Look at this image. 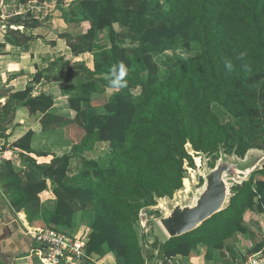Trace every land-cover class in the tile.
<instances>
[{
	"label": "trees",
	"instance_id": "obj_1",
	"mask_svg": "<svg viewBox=\"0 0 264 264\" xmlns=\"http://www.w3.org/2000/svg\"><path fill=\"white\" fill-rule=\"evenodd\" d=\"M63 4L57 0L58 7ZM64 15L77 32L62 37L74 55L91 53L93 68L64 58L53 61L24 90L9 96L0 109V125L23 104L32 114L43 113L44 130L62 127L71 151L38 163L26 154L44 155L32 148V130L10 144L21 150L25 168L17 169L12 160L0 163V195L9 214L23 212L30 225L42 221L58 231L71 229L75 217L79 221L91 214L86 257L63 264H94L95 255L106 253L116 264H168L190 257L202 245L207 260L216 254L226 257L224 250H232L228 242L250 231L245 212L256 208L264 214V163L243 183L232 184L225 209L192 231L155 240L149 257L136 226L143 209L183 189L185 163L195 166L187 145L197 155L209 156L210 168L222 153L243 159L251 149L264 151V135L256 132L264 110V0H72ZM40 23L30 12L10 16L11 27L0 49L8 43L25 45L34 36L21 34L20 27ZM100 32L106 33L109 45L100 42ZM180 50L187 54H177ZM193 51L198 54L189 53ZM241 52L247 55L238 60ZM165 53L170 55L162 69L155 56ZM225 60L232 61V71L225 68ZM121 62L129 70L127 87L114 89L106 77ZM54 68L59 71L52 73ZM44 77L76 79L69 97L71 114L52 112L51 96L31 95ZM135 89L140 91L135 94ZM94 95L102 100L95 102ZM227 116L248 120L254 129L241 136L238 145L234 134L239 126ZM101 143L109 147L106 164L86 157ZM76 158L78 171L71 177ZM49 182L55 197L42 202L40 194ZM31 242L33 249L36 243ZM262 251L264 236L244 259Z\"/></svg>",
	"mask_w": 264,
	"mask_h": 264
},
{
	"label": "crops",
	"instance_id": "obj_2",
	"mask_svg": "<svg viewBox=\"0 0 264 264\" xmlns=\"http://www.w3.org/2000/svg\"><path fill=\"white\" fill-rule=\"evenodd\" d=\"M63 3V7H58L57 0H44L43 2L33 0L25 4L21 3L20 0H0V15H2V19H0V43H4L7 30L11 27L9 24L10 16L30 12L33 18L41 21L40 25L34 28L20 27L21 34L33 35L34 39L23 46L8 43L0 49V109L6 104L12 93L24 90L39 71L45 72L50 64L57 59L64 58L72 63H84L87 67L93 68V55L89 52L74 55L66 39L62 37L64 33L74 35L77 32V29L68 23L64 15L65 10L72 4V0H63ZM58 71L57 68H54L52 73ZM75 84L76 79L52 81L44 77L41 82L33 86L31 95L36 97L45 94L53 97L54 105L51 111L58 115L68 116L71 114L69 97L73 94L72 87ZM96 96H93L95 102L102 100ZM97 110L102 112L103 108L97 105ZM42 118L43 113L41 112L32 114L25 105L16 106L12 119L11 117L7 118L1 125L0 134L3 133V136L0 135V163L7 159L12 160L17 169L25 168L21 150L11 149L9 146L29 130L34 132L32 148L44 155L26 154L36 159L38 163H50L53 154L63 155L71 151V143L65 139L63 128L56 127L44 130ZM101 145L107 144H98L96 148ZM73 174L75 173L70 175ZM54 197L52 185L49 182L48 189L40 194V198L42 202H45ZM244 218L250 227V231L246 234H238L235 240L228 242V246L232 250L227 248L224 250L226 257L221 259L219 254H216L214 260H207L205 258L206 247L202 245L190 257L185 259L179 257L168 264L237 263L240 261L239 255L247 256L246 252L264 236V214L253 208L245 212ZM26 227L41 226L30 225L23 212L12 217L5 208L3 196L0 195V264H43L37 248L31 249L32 242L25 232ZM80 227L82 228V226ZM87 230L90 232L89 228ZM29 249L31 250L28 251ZM92 262L94 264H116L111 253H106L103 257L95 255ZM157 262L161 264V261ZM150 264L156 263L151 261Z\"/></svg>",
	"mask_w": 264,
	"mask_h": 264
},
{
	"label": "water",
	"instance_id": "obj_3",
	"mask_svg": "<svg viewBox=\"0 0 264 264\" xmlns=\"http://www.w3.org/2000/svg\"><path fill=\"white\" fill-rule=\"evenodd\" d=\"M244 159L222 153L215 167L203 173L202 188L190 187L175 200L169 197L158 199L164 209L159 223L166 235L174 237L192 231L225 209L230 201L232 181L241 184L262 167L259 162L251 164Z\"/></svg>",
	"mask_w": 264,
	"mask_h": 264
},
{
	"label": "rangeland",
	"instance_id": "obj_4",
	"mask_svg": "<svg viewBox=\"0 0 264 264\" xmlns=\"http://www.w3.org/2000/svg\"><path fill=\"white\" fill-rule=\"evenodd\" d=\"M75 7H77V9H78V5H76ZM86 27H87V25L83 24L81 26V29L85 30ZM75 35H76V33H74L73 36H75ZM106 37H107V35L104 32H101L98 35V39L100 40V42L102 44L109 45L110 42L108 40V37L107 38ZM189 53L192 55L198 54L197 51H193V52H189ZM177 54L186 55L187 53H186V51L180 50V52ZM167 55H170V54L165 53L163 55L155 56V60L158 62L160 68H162V69L165 67L164 64L162 63V61L164 60V58ZM163 71H162V73H163ZM257 90H258V88H257ZM139 91H140V89H135L134 93L137 94ZM111 92H112L111 89H109L107 91V93H109V94H111ZM255 104L260 109L263 108V104L259 99H255ZM222 117L224 118V116H222ZM225 119L231 120L232 122H234L235 124H237L239 126L237 128V130L235 131V134H234L236 145H238L241 142V140H240L241 136H243L246 133L248 134L249 132L254 130V129H252V124L248 120L240 121V120L233 119L229 116H227ZM257 121H258V123H259L258 125L260 127L256 130V132L258 134L262 133L264 135V110L262 111L260 118ZM257 121H255V122H257ZM187 148L193 156L195 166L190 167V166H188L187 162L185 163L186 177L190 180V185H191L190 187L198 190V189L203 187V186H201V182H202V178H203L202 176H203V173L207 169L210 168L209 162H211V158L209 156L202 155V154L197 155L193 151V149L191 148L190 145H187ZM108 152H109V147L107 145H101L100 147L98 146L94 151L86 153V157L96 159L101 164H106L108 162V157H107ZM233 158L236 159V157H233ZM244 160L249 161L251 164L259 162L260 163L259 167H261L263 165V162H264V151L260 150V149H251L248 151ZM41 164H43V163H41ZM78 164L79 163H78L77 159L73 160L72 168L70 170V174L78 171L77 170ZM232 184H233V181H232ZM186 189H188V188H186L184 185L182 190L176 192V194L174 195L172 200H175V197H178V196H180V194H183L186 191ZM161 203L162 202L159 201L156 206L143 209L141 211V214H140V220L138 221L137 226H136L139 235L142 237V239L144 241L143 242V244H144L143 248H144V253L147 257H149L151 255L152 243L155 240L163 241L167 238L166 233L164 232V230L162 229V227L159 223L160 218L164 214V209L162 208ZM90 223H91V214L87 213V214H84L82 218H79V221H78L77 217H75L74 226L71 229H64V230L68 234H70V233L76 234L81 230H87L88 228L90 229V226H89ZM39 225L41 227H45V225L42 223V221L39 222ZM80 226H82V228ZM251 239H252V237H251ZM253 239L255 240L254 237H253ZM234 252H235V250H234ZM248 252H249V250L246 252V254H248ZM231 254H233V253H231ZM239 257H240V261H238L237 264H241L242 262H244L247 259V258L244 259L245 256L239 255ZM154 263L160 264L157 261H154Z\"/></svg>",
	"mask_w": 264,
	"mask_h": 264
},
{
	"label": "built area",
	"instance_id": "obj_5",
	"mask_svg": "<svg viewBox=\"0 0 264 264\" xmlns=\"http://www.w3.org/2000/svg\"><path fill=\"white\" fill-rule=\"evenodd\" d=\"M25 232L35 241L43 264H63L86 257L88 230L68 234L53 228L26 227ZM241 264H264V251L252 254Z\"/></svg>",
	"mask_w": 264,
	"mask_h": 264
},
{
	"label": "clouds",
	"instance_id": "obj_6",
	"mask_svg": "<svg viewBox=\"0 0 264 264\" xmlns=\"http://www.w3.org/2000/svg\"><path fill=\"white\" fill-rule=\"evenodd\" d=\"M246 55H247L246 52H241L239 56L237 57V59L243 60ZM224 64H225V68L228 71L233 70V63L231 60H225ZM243 67L246 71L251 70L247 64L243 65ZM128 71L129 70L125 67V65L122 62L117 66H113V68L110 70L111 75L109 77H106V79L109 80L110 87L114 89H122V88L127 87V81L125 77Z\"/></svg>",
	"mask_w": 264,
	"mask_h": 264
},
{
	"label": "bare ground",
	"instance_id": "obj_7",
	"mask_svg": "<svg viewBox=\"0 0 264 264\" xmlns=\"http://www.w3.org/2000/svg\"><path fill=\"white\" fill-rule=\"evenodd\" d=\"M184 185L186 188H190V180L187 177L184 179Z\"/></svg>",
	"mask_w": 264,
	"mask_h": 264
}]
</instances>
